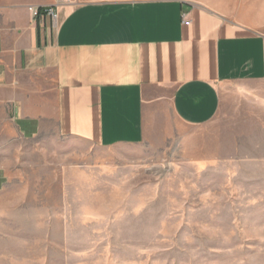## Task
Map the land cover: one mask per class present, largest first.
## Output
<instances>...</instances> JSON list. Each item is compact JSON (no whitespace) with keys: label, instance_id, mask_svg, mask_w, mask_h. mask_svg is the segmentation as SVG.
I'll return each instance as SVG.
<instances>
[{"label":"rangeland","instance_id":"obj_1","mask_svg":"<svg viewBox=\"0 0 264 264\" xmlns=\"http://www.w3.org/2000/svg\"><path fill=\"white\" fill-rule=\"evenodd\" d=\"M223 99L139 145L0 137V264H264V133Z\"/></svg>","mask_w":264,"mask_h":264},{"label":"crops","instance_id":"obj_2","mask_svg":"<svg viewBox=\"0 0 264 264\" xmlns=\"http://www.w3.org/2000/svg\"><path fill=\"white\" fill-rule=\"evenodd\" d=\"M58 1L0 0V137L139 145L167 112L212 122L225 94L264 133V0Z\"/></svg>","mask_w":264,"mask_h":264},{"label":"built area","instance_id":"obj_3","mask_svg":"<svg viewBox=\"0 0 264 264\" xmlns=\"http://www.w3.org/2000/svg\"><path fill=\"white\" fill-rule=\"evenodd\" d=\"M35 14H38V11H35ZM47 14L51 15L52 17H56L54 8H49L47 10ZM183 22H184L185 25H189L191 23V20L187 17V14L183 15Z\"/></svg>","mask_w":264,"mask_h":264},{"label":"trees","instance_id":"obj_4","mask_svg":"<svg viewBox=\"0 0 264 264\" xmlns=\"http://www.w3.org/2000/svg\"><path fill=\"white\" fill-rule=\"evenodd\" d=\"M41 12H43V9H39V10H38V15H39Z\"/></svg>","mask_w":264,"mask_h":264}]
</instances>
